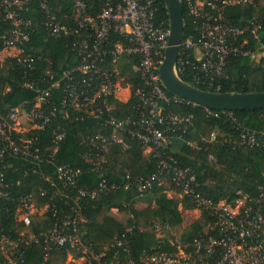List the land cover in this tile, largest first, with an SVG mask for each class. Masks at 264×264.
Returning a JSON list of instances; mask_svg holds the SVG:
<instances>
[{"label": "built area", "instance_id": "2783aa9c", "mask_svg": "<svg viewBox=\"0 0 264 264\" xmlns=\"http://www.w3.org/2000/svg\"><path fill=\"white\" fill-rule=\"evenodd\" d=\"M52 1L40 0L43 25L52 38L73 39L72 51L77 63L59 75L48 72L47 81L28 80L26 87L39 92L36 99L14 109L7 120L0 121V199L12 198L13 204H19L14 220L26 228L17 239H13L5 233L0 223V257H3L6 264H18L23 260L22 246L29 247L35 243L43 246L46 260L52 248L69 247L70 250L82 251L96 264H113L105 261L103 255L95 254L82 242V229L79 227L81 221L78 219L64 218L61 225L56 224L47 232L31 233L29 228L33 216L51 211L55 218L57 214L50 205L38 209L32 195H13L14 185L6 181L5 174L11 168L9 162L14 158L53 164L60 144L66 139L65 131L61 127L54 130V150L49 154H42L38 138L29 137V134L45 131L51 123L55 116L54 109L50 108L53 91L63 88L65 108L94 118L105 117V126L113 129L110 137L97 136L93 139L92 144L97 143L95 150L86 156V161L91 163L93 171L100 178H104L106 155L110 147H127L119 135L124 133L143 144L145 155L155 153L162 160L158 172L152 176L136 180L127 176L126 191L134 188L144 197L170 181L171 185L181 190L180 198H187L197 207L199 217L203 212L207 214L209 224L205 234L196 237L191 243H184L174 236L170 226L156 225L158 236L173 237L171 243L175 251L145 255V263L264 264L262 196L254 199L239 190L232 199L214 203L196 193L195 177L189 171L174 168L171 165L173 159L170 156L165 158L172 143L170 135L174 136L176 130L185 133L188 126L185 124L187 121L173 114L165 115L160 105L161 102L170 103L160 78V68L169 46L170 21L160 18L156 0H105V6L97 18L88 14V5L84 0H70L73 10L65 16V23L58 22ZM30 2L0 0V33H4V52L16 53L8 57H19L24 53V45L30 42L34 23L25 16ZM261 3L264 0H187V16L195 32L184 38L180 46L175 66L176 76L185 82L182 77L187 76L186 70L190 67L193 84L213 88L215 79L223 75L230 57L260 62L264 55V42L257 34L261 24L252 30L257 45L250 49L247 40L240 43L244 32L226 20L225 12L229 8L257 6ZM21 63L31 66L33 60L25 59ZM126 74L139 77L141 81L135 92V97L141 103L137 119H118L112 114L115 107L110 104L111 100L127 103L132 97V84L126 83ZM41 84L48 87L40 90ZM204 109L209 117H232V112L215 113L214 110ZM240 129L244 146L250 149L264 147V132H256L244 126H240ZM215 139L216 133L212 134L211 141ZM24 172L28 173V170ZM31 172L37 174V169ZM81 174L79 169L56 167V178L65 188L74 186ZM46 178L52 181L50 176ZM118 189L117 185H109L103 179L98 189L92 192L82 190L80 195L95 198L98 194ZM11 211L6 210L7 213ZM122 245L123 241L119 240L118 246ZM80 260L87 262L85 258Z\"/></svg>", "mask_w": 264, "mask_h": 264}, {"label": "trees", "instance_id": "16d2710c", "mask_svg": "<svg viewBox=\"0 0 264 264\" xmlns=\"http://www.w3.org/2000/svg\"><path fill=\"white\" fill-rule=\"evenodd\" d=\"M84 1L88 5V14L93 18H97L105 6V0ZM180 1L184 9L186 38L195 31L187 16V0ZM156 2L160 8V18L164 17L169 22L164 3L161 0ZM51 4L57 12L58 22L65 23V16L70 15L73 10L70 0H53ZM25 16L32 19L34 32L30 42L24 45V53L19 57L0 60V121L7 120L14 109L36 99L39 92L26 87L28 80L47 81L48 72L59 75L77 63L72 51L73 39L50 37L43 25L40 0H31ZM225 18L242 29L244 33L240 37V43L247 40L250 49L257 45L252 30L257 24H261L257 34L264 42V3L229 8L225 12ZM3 34L0 33V57L4 52ZM262 56L260 62L230 57L223 75L215 79L213 88L193 84L190 67H187V76L182 79L208 92L263 93L264 55ZM25 59H32L33 64H22L21 60ZM126 77V83L132 84V97L127 103L111 100L110 104L115 107L112 114L118 119H137L141 103L135 97V92L141 81L134 75L126 74ZM47 87L46 84H41L39 89ZM166 94L170 103H160L164 114H173L187 121L185 124L188 129L185 133L176 130L174 136L170 135L172 143L165 158L170 156L174 161L171 163L174 168L189 171L195 177L196 193L214 203L232 199L239 190L254 199L262 196L264 200V147L250 149L244 146L240 129V126H244L256 132H264V110L232 112V117H209L204 108L182 100L176 101L167 91ZM63 96V88L53 91L50 108L54 109L55 116L45 131H33L29 134V137L38 138L42 154H49L54 150V130L61 127L65 131L66 139L60 144L53 164L14 158L9 162L11 168L5 174L6 181L14 185L13 195H32L38 209L50 205L57 214L55 218L51 211L33 216L29 231L33 234L44 233L56 224L61 225L64 218L78 219L81 221L79 227L82 229V242L95 254L103 255L105 261L113 264H147L144 262L145 255L174 252L175 248L171 243L173 237L158 236L155 226H170L173 231L183 225V213L196 211L197 207L187 198H180L181 190L171 185L170 181L146 194L155 198V208L151 204L142 209L137 207L140 195L134 188L125 190L127 176L132 180L152 176L158 172L162 160L155 153L145 155L143 144L124 133L119 135L127 147H110L103 178L109 185H117L119 189L98 194L95 198L82 197L80 191L92 192L98 189L103 180L93 171L91 163L86 161V156L95 150L97 144L93 145L92 140L97 136L110 137L113 129L105 126V117L94 118L65 108ZM213 112L219 113L215 110ZM214 133L216 139L211 141ZM57 166L79 169L82 174L74 186L65 188L56 178ZM34 168L37 169V174L31 172ZM26 170L28 173L24 172ZM49 176L52 181L47 180L46 177ZM11 199H0V223L8 236L17 239L26 228L22 223L15 222L19 204H13ZM7 209H11V213H7ZM208 224L207 214L203 212L194 223L184 228L179 236L180 240L191 243L196 237L205 234ZM119 240L123 241L121 247L118 246ZM21 250L23 260L18 264H71L68 262L70 258H85V264H96L82 251L70 250L69 247L52 248L47 260L41 244L22 246ZM0 264H6L3 257H0Z\"/></svg>", "mask_w": 264, "mask_h": 264}, {"label": "water", "instance_id": "95a60500", "mask_svg": "<svg viewBox=\"0 0 264 264\" xmlns=\"http://www.w3.org/2000/svg\"><path fill=\"white\" fill-rule=\"evenodd\" d=\"M170 21L169 46L160 68V78L165 90L175 98L215 111L239 112L264 110V92L251 94L214 93L186 84L175 74L180 46L185 35V16L180 0H161Z\"/></svg>", "mask_w": 264, "mask_h": 264}, {"label": "rangeland", "instance_id": "374dc122", "mask_svg": "<svg viewBox=\"0 0 264 264\" xmlns=\"http://www.w3.org/2000/svg\"><path fill=\"white\" fill-rule=\"evenodd\" d=\"M14 54H16L15 52H4L2 53L1 57H0V60L3 61L4 58L8 57V56H14ZM121 69H123V66H120ZM126 94H124V97H125ZM24 114V113H23ZM169 189V188H167ZM169 194L171 195L172 193L169 192ZM139 201H138V208L142 209V208H145L147 207L148 205H152L151 207L155 208V198L151 195V194H148L146 195V197H139L138 198ZM137 199V200H138ZM183 217H184V223L181 227L177 228V229H174L172 231V233L174 234V236H177L179 237L181 235V233L183 232L184 228L187 227L188 225L194 223L197 218L199 217L198 213L196 211H189V212H184L183 213ZM69 263H73L71 262L70 260L68 261ZM82 262V261H80ZM73 264H77V263H73ZM79 264V263H78Z\"/></svg>", "mask_w": 264, "mask_h": 264}, {"label": "crops", "instance_id": "0c3cea01", "mask_svg": "<svg viewBox=\"0 0 264 264\" xmlns=\"http://www.w3.org/2000/svg\"><path fill=\"white\" fill-rule=\"evenodd\" d=\"M27 128H28V127H27ZM171 195H172V194H171ZM145 197H146V196H145ZM151 206H152V205H151ZM152 208H153V207H152ZM197 213H198V212H197ZM198 215H199V213H198ZM69 260H70L71 262H73V263H77V264H78V263H79V264H85L84 260H80V259H79V260H73V259H71V258H70ZM80 261H82V262H80Z\"/></svg>", "mask_w": 264, "mask_h": 264}]
</instances>
